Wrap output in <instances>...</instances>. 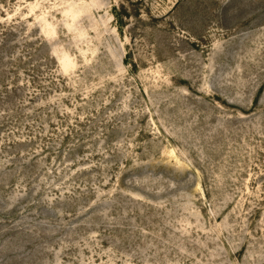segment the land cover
Listing matches in <instances>:
<instances>
[{"label":"rangeland","instance_id":"1","mask_svg":"<svg viewBox=\"0 0 264 264\" xmlns=\"http://www.w3.org/2000/svg\"><path fill=\"white\" fill-rule=\"evenodd\" d=\"M0 264H264V0H0Z\"/></svg>","mask_w":264,"mask_h":264},{"label":"trees","instance_id":"2","mask_svg":"<svg viewBox=\"0 0 264 264\" xmlns=\"http://www.w3.org/2000/svg\"><path fill=\"white\" fill-rule=\"evenodd\" d=\"M115 16L117 17L118 21H120L122 23V26H123V20H122L121 16L119 15V13H117V11L115 12Z\"/></svg>","mask_w":264,"mask_h":264}]
</instances>
